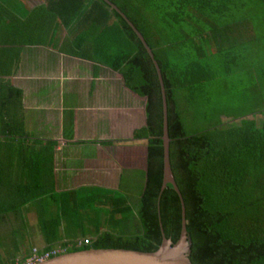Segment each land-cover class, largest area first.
Segmentation results:
<instances>
[{"label": "trees", "instance_id": "trees-1", "mask_svg": "<svg viewBox=\"0 0 264 264\" xmlns=\"http://www.w3.org/2000/svg\"><path fill=\"white\" fill-rule=\"evenodd\" d=\"M110 1L141 32L160 66L167 101L170 163L183 197L191 239L189 259L193 264H264V119L261 124L245 121L186 133L178 105L181 98L177 95L178 91L186 92L185 100L193 101L194 92L214 76L210 63L202 64L199 57L216 56L225 64L230 61L235 65L236 58L245 53L244 38H257V9L260 5L264 8V0ZM52 2L54 16L61 17L68 26H83V34L87 25L91 24L92 31L97 29L101 49L114 52L113 56L105 55L110 67L122 74L127 87L146 97V125L135 130L134 137L146 138L148 148L145 185L134 208L133 231H124L130 226L127 221L131 216L120 220L115 217L129 214L132 209L126 195L117 196L106 221L121 231L98 227L94 237L89 238L90 244L77 246L73 242L67 246L69 242L59 241L61 237L55 231L60 220L45 222L40 218L43 248L47 250L61 242L64 252L108 247L153 251L162 240L160 222L165 236L176 242L181 230L179 195L167 184L159 198L163 105L152 58L128 22L104 0ZM179 33L185 37L174 35ZM210 47L215 48L213 52ZM175 52L183 63L171 60ZM191 53L196 58L186 62ZM6 90L8 93L0 98V111L8 121L1 126L0 136L7 144L19 146L20 168L26 170L24 179L30 181L31 153L26 142L41 140L27 134L20 118H11V108L19 105L20 93L11 87ZM263 91L264 88L260 90ZM19 184H0V197L9 198L12 210L18 206ZM47 190L41 187L42 193Z\"/></svg>", "mask_w": 264, "mask_h": 264}, {"label": "crops", "instance_id": "crops-1", "mask_svg": "<svg viewBox=\"0 0 264 264\" xmlns=\"http://www.w3.org/2000/svg\"><path fill=\"white\" fill-rule=\"evenodd\" d=\"M52 1L0 0V98L6 87L19 90L11 118H20L27 134L41 140L26 142L31 153L26 181L19 146L0 136V184L20 183L16 209L7 196L0 197V238H5L0 264L25 258L33 247L44 249L40 218L60 220L59 241L93 238L83 237L85 221L94 233L107 228L117 199L110 191L130 193L140 184L139 197L145 185L148 142L134 132L146 125V97L110 67L105 55L114 52L101 49L97 29L87 25L83 34V26H68L54 16ZM6 121L0 111V131ZM42 186L49 190L42 193ZM82 187L93 194L95 213L82 210Z\"/></svg>", "mask_w": 264, "mask_h": 264}, {"label": "rangeland", "instance_id": "rangeland-1", "mask_svg": "<svg viewBox=\"0 0 264 264\" xmlns=\"http://www.w3.org/2000/svg\"><path fill=\"white\" fill-rule=\"evenodd\" d=\"M259 7L257 13L261 20H257L260 21L259 31H255V33L257 32L255 34L257 38L253 41H251L250 37L248 39L244 38L245 53L242 57L236 58L235 65L230 61L225 64L222 58L216 56L199 57L202 64L210 63L214 76L201 84L202 89L194 92L193 101L185 100L183 94L186 95V92H177V95L181 98L178 105L186 133H194L212 126L224 128L245 121H255L257 124H261L264 119V111L258 112L260 109H264V91L260 92L264 88V8L261 5ZM174 35L179 38L180 36L185 37V35L180 33ZM210 48L212 52L215 49L214 47ZM194 58H196L195 54L191 53L186 62ZM171 60L183 63L181 55H177L176 52L171 56ZM87 190L88 188L82 187L79 191V194L85 200L82 204V210L95 213L96 210L93 206L95 199L93 200V194ZM140 191V184L132 185L130 193L118 187L110 191L111 194H116L117 196L126 195L129 200L128 203L132 207L129 214L125 213L115 216L118 220L131 216L127 221L130 226L128 229L124 228V231L131 232L134 229L133 214ZM89 197H91V200H88ZM85 225L83 235L94 237L95 233L92 227L86 221ZM106 226L115 231L122 230V228L115 227L110 223H106ZM17 235L18 237L20 236V234ZM78 235L82 236L81 232ZM3 237L2 235L0 240L5 239ZM25 241L28 245V240ZM6 258L8 261L10 260V258Z\"/></svg>", "mask_w": 264, "mask_h": 264}, {"label": "water", "instance_id": "water-1", "mask_svg": "<svg viewBox=\"0 0 264 264\" xmlns=\"http://www.w3.org/2000/svg\"><path fill=\"white\" fill-rule=\"evenodd\" d=\"M112 9L116 10L132 27L137 37L140 39L148 54L155 65L158 79L161 85L162 105H163V134L161 136L163 146V177L159 193L165 189L167 184H171L179 195L181 201V230L176 242H172L171 238L165 236L161 222L162 240L157 249L153 251H142L127 248H86L76 251L63 252L52 256L42 262L36 264H193L189 259L191 239L188 235L185 216V205L182 194L174 179L171 168L168 136V118H167V101L165 88L163 84L162 74L158 62L155 60L153 52L145 41L141 32L133 25V23L120 11V9L110 0H104Z\"/></svg>", "mask_w": 264, "mask_h": 264}, {"label": "built area", "instance_id": "built-area-1", "mask_svg": "<svg viewBox=\"0 0 264 264\" xmlns=\"http://www.w3.org/2000/svg\"><path fill=\"white\" fill-rule=\"evenodd\" d=\"M75 242H76V245L79 246L82 244L84 245L90 244L91 240L89 238H84L81 240H77ZM74 244L75 243H70L67 246H72ZM64 251H65V247L62 245H55L54 247L47 249V250L33 247L28 256H26L25 258L15 259V261L11 264H36L52 256L63 253Z\"/></svg>", "mask_w": 264, "mask_h": 264}]
</instances>
